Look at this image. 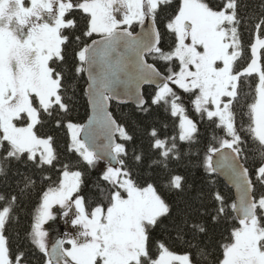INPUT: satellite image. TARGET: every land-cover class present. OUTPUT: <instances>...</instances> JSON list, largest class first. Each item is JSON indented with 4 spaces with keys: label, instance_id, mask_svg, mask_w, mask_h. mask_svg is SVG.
<instances>
[{
    "label": "snow or ice",
    "instance_id": "6c2138e0",
    "mask_svg": "<svg viewBox=\"0 0 264 264\" xmlns=\"http://www.w3.org/2000/svg\"><path fill=\"white\" fill-rule=\"evenodd\" d=\"M170 4L0 0V175L18 161L49 181L25 233L42 264H264V0H179L162 32L157 17ZM254 74L245 127L237 106L242 78ZM80 79L91 109L87 123L72 117L76 86L69 80ZM144 85L154 86L147 98ZM113 100H132L144 114L155 106L179 118L176 136L151 127L155 158L148 166L158 171L143 182L137 168L148 158L135 148L129 154L134 134L109 111ZM188 105L224 133L213 136L203 158L209 190L195 196L171 167L186 155L179 142L192 144L199 134ZM46 120L68 130V150L90 168L106 162L94 185V206L80 191L84 172L60 161L52 135L37 134ZM57 165L60 176L53 182L46 169ZM217 174L238 193L231 203L214 188ZM35 184L25 175L17 192L0 194L6 202L0 209V264H33L27 251L10 250L6 228L13 206ZM54 206L66 218L71 213L77 230L50 243L45 225L56 219ZM231 213L238 225L210 259L202 238L210 224ZM175 241L185 246L182 254L173 250Z\"/></svg>",
    "mask_w": 264,
    "mask_h": 264
},
{
    "label": "trees",
    "instance_id": "16d2710c",
    "mask_svg": "<svg viewBox=\"0 0 264 264\" xmlns=\"http://www.w3.org/2000/svg\"><path fill=\"white\" fill-rule=\"evenodd\" d=\"M217 2H219V0H217ZM245 2L251 5L252 0H245ZM178 3L179 0H171V4L167 6L157 17V23L162 32L164 31V23L166 22L165 18L172 14L173 9ZM75 14L77 16L80 15L78 10ZM133 27L134 30L137 31L139 26L134 25ZM244 39L245 44L247 45L249 37L245 36ZM170 41L171 37H168L166 42ZM247 55H250V51L246 52V56ZM71 62L72 58L70 56L69 66H71ZM242 80L244 81L241 86L242 99L241 104L237 106V118L238 121L242 122L246 127L249 121V117L247 115V103L252 101V88H254L258 77L254 74L253 78H242ZM69 83H74L76 86V95L74 97L75 109L72 113V117L75 122L85 123L89 116V105L87 97L82 93L84 80L80 79L75 82L69 80ZM153 89V86H147L143 89L145 98L152 93ZM245 95L246 100L244 99ZM188 108L189 115L198 123L199 134L196 138V142L192 144L179 142L183 153L186 155H184L178 163H173L171 167L174 169L176 174L183 175L186 178L188 184L192 186L189 195L195 196L199 192L206 193L209 190V177L203 167V158L207 147L214 143L213 136L220 137L223 136L224 133L221 129H218L215 124L208 122L206 119L201 120L199 115L192 110L190 105H188ZM110 111L119 122L128 126L130 131L134 134L133 142L128 144L130 150L129 154L131 155V150L135 148L138 151L142 150L148 158L143 166L137 168L139 180L143 182L158 171L154 167L150 168L148 166L151 159L155 158L154 150L150 148L149 132L151 127L155 126L164 135L176 136L179 131V118L172 117L170 113L155 106L149 114H144L139 112L133 104H117L111 102ZM37 134L52 135L54 137V146L57 148L60 161L69 164L70 170H81L84 172L85 175L83 177V184L81 185L80 191L81 194L85 196L86 204L94 206L93 201L96 192L94 185L99 179L100 171L105 168L106 162L100 161L94 168H90L81 160L78 154L68 150L70 143V134L68 130L64 127H55L50 120H46L43 126H37ZM249 147L251 148L253 145L250 144ZM250 157L254 158V154L250 153ZM59 168L60 165H57L56 169H46V174L52 177L53 182L57 181L60 176ZM25 175H30L34 180H36V184L34 188L28 191L26 196L18 201L17 205L13 206V219H11L10 223L7 225L6 235L9 238V247L11 251L15 252L18 249L25 250L29 253V259L33 262V264H42V255L38 252V250L34 249L29 244L25 238V233L29 229L32 214L40 201L42 191L46 189L49 181L42 180L41 174L31 165H25L21 162L13 161L6 170V173L0 175V194L8 196L17 192L18 182L22 181L23 176ZM211 179L215 181L214 188L220 190L226 196L229 203L236 199L233 189L226 184L219 174L211 177ZM22 186L23 184L20 183L19 187ZM163 194L173 200L177 198L174 193H169L167 190H164ZM5 204V201H0V209H2ZM234 216L235 213H231L228 219H222L218 223L210 224L208 237L202 238V240L207 243L208 250L213 253V256L210 257V259L216 258L220 255L221 249L219 245L222 242L227 241L232 227L238 225V221L232 218ZM15 217H18V220L15 219ZM58 238L59 237L56 239ZM172 248L178 254H182L185 251V246L179 241L173 242Z\"/></svg>",
    "mask_w": 264,
    "mask_h": 264
},
{
    "label": "rangeland",
    "instance_id": "374dc122",
    "mask_svg": "<svg viewBox=\"0 0 264 264\" xmlns=\"http://www.w3.org/2000/svg\"><path fill=\"white\" fill-rule=\"evenodd\" d=\"M54 212H56V219L49 221V223L45 225L46 229L49 231L50 243H53L57 237L63 238L65 233L75 234L77 230L70 223V219L72 218L71 213L69 214V217H64L62 214L63 209H60L59 206H54Z\"/></svg>",
    "mask_w": 264,
    "mask_h": 264
},
{
    "label": "water",
    "instance_id": "95a60500",
    "mask_svg": "<svg viewBox=\"0 0 264 264\" xmlns=\"http://www.w3.org/2000/svg\"><path fill=\"white\" fill-rule=\"evenodd\" d=\"M137 31H139V27H138ZM147 86H151V85H144L143 88H142V91H143V89H144L145 87H147ZM153 87H154V86H153ZM112 102L117 103V104H133V105H135V103H134L132 100H128V101L123 102V103L117 102L116 100H113ZM135 106H136V105H135ZM109 111H110V105H109ZM90 114H91V109H90V106H89V115H90ZM87 119H88V118H87ZM85 123H87V120H86ZM82 135H83V134H82ZM220 176H221V178L226 182V184H227L230 188L233 189V191H234V193H235V198H237L238 193H237L235 187L230 183L229 179H228L226 176H224V175H220Z\"/></svg>",
    "mask_w": 264,
    "mask_h": 264
}]
</instances>
